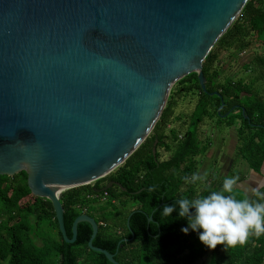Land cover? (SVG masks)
I'll use <instances>...</instances> for the list:
<instances>
[{"label": "water", "instance_id": "obj_1", "mask_svg": "<svg viewBox=\"0 0 264 264\" xmlns=\"http://www.w3.org/2000/svg\"><path fill=\"white\" fill-rule=\"evenodd\" d=\"M249 1L0 0V176L25 172L66 243L88 223L89 248L120 264L93 246L90 216L68 238L62 195L121 167L177 82L195 73L207 92L203 63Z\"/></svg>", "mask_w": 264, "mask_h": 264}, {"label": "trees", "instance_id": "obj_2", "mask_svg": "<svg viewBox=\"0 0 264 264\" xmlns=\"http://www.w3.org/2000/svg\"><path fill=\"white\" fill-rule=\"evenodd\" d=\"M256 46L264 49V0H250L205 59L206 93L195 73L177 82L151 135L121 167L93 186H81L63 193L61 203L69 239L73 238L75 220L88 215L99 224L93 246L116 255L117 242L102 231L101 223L108 219L127 222L129 214L124 213V207L131 202L138 208L130 218V223H135V251H128L122 259L115 256L120 264H196L205 257H210L212 264L263 263L264 235L259 238L250 236L245 245L226 250L217 246L221 252L218 259L216 249L206 248L195 232H189L192 242L180 241L184 234L181 229L187 226L186 220L176 217L175 213L173 217L161 214L165 205H171L180 198H199L212 190H220L222 186L225 176H219L213 170L195 184L184 181L185 176L199 174L202 163L199 158L213 147L211 140L205 144L200 139V127L205 120L216 119L220 128L238 127L240 157L250 169L256 173L261 171L264 165V87H259V84L264 83V54L256 55L250 64L241 67L246 76L241 72L226 74L228 72L224 71L226 65L232 70L240 56ZM190 94L197 96V103L186 130L181 134L170 127L174 124L172 119L177 98ZM222 101L224 105L219 114ZM161 150L170 154L166 160L162 159ZM27 180L25 172L14 177L0 176V264H112L104 254L89 248L93 229L88 223L78 225L75 243H66L59 231L52 203L33 196ZM243 180V174H240L239 182ZM110 182L118 183L127 191L115 186L112 199L104 207L101 199L105 193L95 190ZM202 184L205 186L198 192ZM237 196L245 197L242 193ZM112 201H121L122 208ZM151 217L160 223L162 231L167 230L166 235L162 234L156 240L147 231ZM37 229L38 234L43 235L41 249L36 248L31 240ZM56 230L59 238L53 236ZM106 241H113V249L104 245ZM175 245L178 248L170 251ZM186 250L189 253L186 254Z\"/></svg>", "mask_w": 264, "mask_h": 264}, {"label": "clouds", "instance_id": "obj_3", "mask_svg": "<svg viewBox=\"0 0 264 264\" xmlns=\"http://www.w3.org/2000/svg\"><path fill=\"white\" fill-rule=\"evenodd\" d=\"M203 177L198 173L185 176V183H197ZM239 175L223 179L220 190H212L199 198H180L161 210L163 217H179L187 221L182 228L198 234L200 242L209 250L223 246L224 250L243 246L250 236L264 235V192L254 189L255 199L247 196L238 198L236 186ZM153 189H149L152 191Z\"/></svg>", "mask_w": 264, "mask_h": 264}, {"label": "rangeland", "instance_id": "obj_4", "mask_svg": "<svg viewBox=\"0 0 264 264\" xmlns=\"http://www.w3.org/2000/svg\"><path fill=\"white\" fill-rule=\"evenodd\" d=\"M240 58L233 64V66L231 67L232 70L228 69L229 66H225L224 71L228 72L226 74L241 72L242 76H246V73L242 72L243 70L241 69ZM259 87L263 88L264 83H260ZM196 103V95L190 94L179 96L177 98V107L175 110V114L172 119L174 124L170 128H174L180 131L181 134H183L189 124V117L193 112ZM237 130L238 127H218L216 125V119L205 120V122L200 127V139L204 141L205 144L208 140H211L213 143V147H211V149L207 152V154H205V156L199 158V160L202 162L199 169L200 176H202L203 178L207 177L212 170L219 176H227L233 172V160H240L241 158L239 154V147H241V142L238 139ZM160 153L162 159L164 160H166L170 156L169 153H166L163 150H161ZM246 165V163L245 165H241L244 171ZM234 172L239 171L235 170ZM95 183L96 182H93L91 186H93ZM204 186V184L199 186L198 192H201ZM236 193L237 195H241V193L238 191H236ZM53 236L59 238L57 230L53 234ZM196 264H212V262L210 257H205L203 260L199 261Z\"/></svg>", "mask_w": 264, "mask_h": 264}, {"label": "flooded vegetation", "instance_id": "obj_5", "mask_svg": "<svg viewBox=\"0 0 264 264\" xmlns=\"http://www.w3.org/2000/svg\"><path fill=\"white\" fill-rule=\"evenodd\" d=\"M110 183H115L107 192H105V196L104 198L101 199V203L102 206L107 207L110 200L112 199V193L114 192V187L117 186L116 182H110ZM132 194V193H131ZM135 194V193H133ZM112 203L115 204H119L118 207L122 208V203L121 201L116 202V201H112ZM138 210L137 207H135V203L132 204L131 202H129L127 204L126 207H124V213L128 212V219L127 222L120 220H113V219H108L106 222H102V231H104L105 234H107L108 236H112L113 240H115L117 242L118 245V249L116 251V255L117 257H119L120 259H122L126 253L128 251H135V239H136V235H135V223H130V218L135 215V211ZM109 211H105V213H107ZM152 218V220L150 221V219ZM149 219V226H148V233L150 234V236L153 239H158V236L160 235H166L167 234V230H163L160 226V223L156 220H153V217H151ZM39 229H37V231L35 232L36 235H33L31 240L33 242V244L35 245L36 248L41 249L43 247V240H42V236L38 234ZM34 233V234H35ZM159 233V234H158ZM158 234V235H157ZM169 238V236H168ZM180 241L183 243H190L192 242V235L191 233L183 234L180 237ZM164 241L166 242V239H164ZM106 247L113 249V241L112 242H108L106 241L104 244ZM178 248V245L173 246L170 251H175ZM185 253H189L188 250L185 251ZM179 257V256H178Z\"/></svg>", "mask_w": 264, "mask_h": 264}, {"label": "crops", "instance_id": "obj_6", "mask_svg": "<svg viewBox=\"0 0 264 264\" xmlns=\"http://www.w3.org/2000/svg\"><path fill=\"white\" fill-rule=\"evenodd\" d=\"M263 54H264V49L261 46H256L253 50L247 51L240 58L241 67L250 64L253 61V59L256 57V55H263ZM233 162H234L233 172L225 177L234 176V175H239L240 177V174H243L244 180L238 183L235 189L236 191L241 192L248 198H252L254 196L253 193L254 189H258L259 191L264 190V165L261 171L259 173H256L255 171L250 169L247 165L244 171L241 165H245V162L242 160V158H240V160H233ZM235 170L239 172H234ZM252 250L253 249H251L250 252H252ZM216 256L218 259L221 257V252L219 249H216ZM242 264L245 263L243 262ZM262 264H264V261Z\"/></svg>", "mask_w": 264, "mask_h": 264}]
</instances>
